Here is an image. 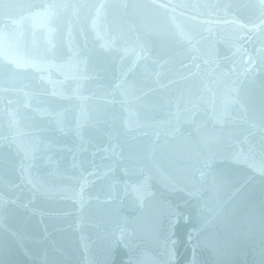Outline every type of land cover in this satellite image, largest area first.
Here are the masks:
<instances>
[{"label": "water", "instance_id": "obj_1", "mask_svg": "<svg viewBox=\"0 0 264 264\" xmlns=\"http://www.w3.org/2000/svg\"><path fill=\"white\" fill-rule=\"evenodd\" d=\"M0 264H264L260 0H0Z\"/></svg>", "mask_w": 264, "mask_h": 264}, {"label": "snow or ice", "instance_id": "obj_2", "mask_svg": "<svg viewBox=\"0 0 264 264\" xmlns=\"http://www.w3.org/2000/svg\"><path fill=\"white\" fill-rule=\"evenodd\" d=\"M260 5L262 8H264V0H260Z\"/></svg>", "mask_w": 264, "mask_h": 264}]
</instances>
